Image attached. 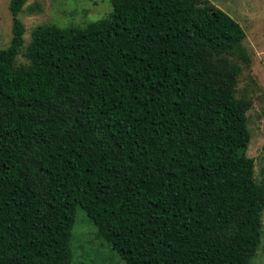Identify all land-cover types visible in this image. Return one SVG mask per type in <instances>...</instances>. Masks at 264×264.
<instances>
[{
	"label": "trees",
	"instance_id": "16d2710c",
	"mask_svg": "<svg viewBox=\"0 0 264 264\" xmlns=\"http://www.w3.org/2000/svg\"><path fill=\"white\" fill-rule=\"evenodd\" d=\"M27 2L0 49V264H70L79 208L126 264H254L243 26L210 0H111L25 44Z\"/></svg>",
	"mask_w": 264,
	"mask_h": 264
},
{
	"label": "rangeland",
	"instance_id": "374dc122",
	"mask_svg": "<svg viewBox=\"0 0 264 264\" xmlns=\"http://www.w3.org/2000/svg\"><path fill=\"white\" fill-rule=\"evenodd\" d=\"M10 1L0 0V49L10 44L13 35ZM210 1L235 18L246 31V58L233 57L241 65L233 105L237 114L247 119L251 129L247 154L254 157L255 176L261 180L264 177V0ZM111 10V0H28L20 14L26 26L25 44L39 24L85 26ZM17 61L18 64L27 63L28 59L22 53ZM96 233L93 220L79 208L71 240L70 264H126L118 251L99 239ZM254 264H264V232Z\"/></svg>",
	"mask_w": 264,
	"mask_h": 264
}]
</instances>
